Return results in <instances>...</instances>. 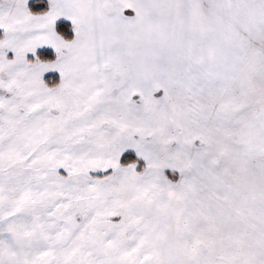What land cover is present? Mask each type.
Returning <instances> with one entry per match:
<instances>
[{"label":"snow or ice","instance_id":"snow-or-ice-1","mask_svg":"<svg viewBox=\"0 0 264 264\" xmlns=\"http://www.w3.org/2000/svg\"><path fill=\"white\" fill-rule=\"evenodd\" d=\"M0 264H264V0H0Z\"/></svg>","mask_w":264,"mask_h":264}]
</instances>
